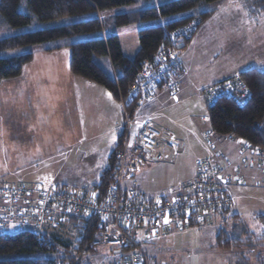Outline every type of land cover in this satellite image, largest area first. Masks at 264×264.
Returning <instances> with one entry per match:
<instances>
[{"label": "rangeland", "instance_id": "obj_1", "mask_svg": "<svg viewBox=\"0 0 264 264\" xmlns=\"http://www.w3.org/2000/svg\"><path fill=\"white\" fill-rule=\"evenodd\" d=\"M243 1L221 0L213 5L215 12L198 30L196 34L199 35L198 39L196 36L191 45L179 52L180 55H185L187 50H192L189 54L193 56V59L196 56L192 63L193 69L190 68L191 78H204L210 74L222 77L264 64V15L258 18L251 17L245 10ZM156 2L158 1L151 4L127 5L104 10L98 14L107 28L106 34L117 35L121 50L126 56L134 55L138 46V31L147 27V23L113 28L110 26L109 19L116 14L137 11ZM94 16L95 14H91L37 24L13 30L8 34L0 35V38L24 31L86 20ZM93 37L94 35L79 36L59 41V43L89 40ZM32 49H34L33 53H37L35 51L40 47L35 46ZM20 51L5 52L1 55L8 56ZM202 51L206 53L202 61H199L197 58L200 57L197 55ZM65 53L68 56L69 51ZM65 53L59 54L60 60H65ZM101 62L106 68L107 60L103 59ZM198 69L201 72H196ZM187 74L188 71L183 64L179 77L183 78ZM198 86L189 84L187 81L186 88L181 94H176L178 90L170 96L165 94L144 111L145 115L152 114L143 120L171 134L175 143V149L166 153L167 157L164 161L146 162L136 176L141 174L137 178L135 176V188L154 199L160 194L172 191L174 193L180 185L192 180L196 173L197 160L205 157L210 150L205 136L207 133L205 131L209 128L207 106L199 95ZM34 101L28 86L22 85L19 81L10 80L0 85V186L35 183L47 185L50 181H54L57 184L67 183L78 190L86 187L88 183L95 180H92V172L98 167L103 169L108 162L110 149H107L108 152L105 154L103 148L112 134L102 135L97 140H81L80 145L77 142L68 153L69 148L65 144L66 136L70 132L64 130L67 126V115H61L62 112H59L57 107L53 108L47 101L42 100L45 108L41 109V106H37L40 112H35ZM89 118L88 114L81 116V122L72 131L76 134L89 133L91 131L90 128L87 132ZM138 127L134 125L133 131L135 132ZM82 128L85 132H79ZM228 137L231 136L223 138L233 144ZM233 139L237 146L240 142L246 143L235 137ZM227 141L223 139L220 142ZM220 146L217 142L213 149L217 151L221 148ZM254 147L264 150L259 146ZM96 150L101 158L105 156V160H98L97 164H93L90 161L93 159L92 153ZM211 158H213L212 155ZM245 159L241 158L238 165V169H242L241 173H235L242 179L234 178L226 186L228 200L223 201L225 208L221 212L227 213L223 217L218 215L221 214L218 211L212 215L210 213L211 223L210 221L202 225L196 222L193 225L189 223L186 230L176 231L175 229L165 232L158 241L152 243L143 242L145 231L149 230L148 226L138 231V240L148 255L150 264H245V259L249 260V264H254V254L249 253L251 247H254L256 251L264 252V249H259L263 248L259 245L263 244L264 228L257 219V214L264 213V159L258 160L257 156ZM229 170L227 166L224 174L227 178L233 174H229ZM59 223H61L59 220H55L49 228H57ZM230 232L236 233L237 246L230 249L217 248V234H230ZM248 243L250 246H247ZM92 246L95 249L94 252L80 264H108L115 260L116 246L95 242ZM41 257L47 256L41 255ZM3 258L18 259L22 256L8 255ZM260 261H264V258Z\"/></svg>", "mask_w": 264, "mask_h": 264}, {"label": "trees", "instance_id": "obj_2", "mask_svg": "<svg viewBox=\"0 0 264 264\" xmlns=\"http://www.w3.org/2000/svg\"><path fill=\"white\" fill-rule=\"evenodd\" d=\"M154 1L158 2L137 11L116 14L109 19V23L111 22L109 25L113 28L147 23V27L138 31V46L134 55L128 57L122 52L117 35L106 34L107 28L98 14L104 10L132 4H151ZM220 1L0 0V35L37 24L95 14L94 17L86 20L1 37L0 85L6 81L16 80L22 75L24 67L33 60V47L39 46L44 52L67 49L70 74L104 88L120 104L122 99L129 115L133 116L138 106V96H131L128 90L142 69V65L154 60L160 52L167 49L180 52L187 48L198 30L215 12L212 6ZM243 2H245V10L251 17L258 18L264 15V0H244ZM191 21L197 22L196 29L189 38L180 39V43L185 46L183 49H178L175 43L178 39H173V34ZM85 35H94V37L89 40L59 43V41ZM16 50L21 51L8 56L1 55ZM103 59L108 62L106 68L102 65ZM181 73L182 69L179 75ZM234 77L240 79L250 91V97L243 105L222 97L209 105L202 96L203 90L209 86L200 90L199 95L207 106L209 128L218 137L231 136L253 146L264 148V67H250ZM181 79H179L177 90ZM163 84L164 82L158 84V96L162 93L170 96L163 92ZM121 143L122 135L118 138L114 152L111 153L108 165L95 183L91 184L89 189H84L96 192L99 199L104 198L114 181L115 156ZM134 176L125 180V187H135L132 181ZM127 181L132 182L126 185ZM140 192L153 200L161 196L160 194L154 199ZM220 213L218 215L223 217L227 212ZM63 218L64 222L60 221L57 228L46 226L38 232L22 231L11 235H0V264H80L95 250L92 243L99 240L97 234L100 220L95 215L79 217L68 214ZM257 219L264 228V214H257ZM193 224L194 222L191 221V225ZM235 237V232L218 233L216 247L223 249L236 247L237 238ZM249 244L247 246H250ZM8 255H18L22 258H3ZM41 255L47 257L43 258Z\"/></svg>", "mask_w": 264, "mask_h": 264}, {"label": "built area", "instance_id": "obj_3", "mask_svg": "<svg viewBox=\"0 0 264 264\" xmlns=\"http://www.w3.org/2000/svg\"><path fill=\"white\" fill-rule=\"evenodd\" d=\"M197 22L191 21L173 34L177 45L189 38L196 29ZM181 39V40H180ZM183 63L179 52L167 49L157 57L142 65L138 76L130 85L128 93L138 96V106L129 115L126 104L121 99L125 119L122 143L115 156L114 181L104 198L89 190H77L70 185L51 181L47 185L7 184L0 186V234L16 232H38L51 226L55 220L64 221L63 216H91L99 218V240L101 245L116 246L115 260L108 264H150L146 252L138 240V231L148 226L144 243L158 241L165 232L184 231L189 223H207L211 215L225 208L227 188L236 176L238 167L220 161L218 157H204L197 160L195 177L180 185L172 196L164 193L156 200L148 199L134 186L125 187V180L137 174L146 162L160 163L166 158V151L175 147L174 138L164 130L155 128L139 117L140 110L158 96V84L164 82L163 92L172 95L177 90L179 73ZM204 100L211 105L219 98L235 100L243 105L250 97L247 86L237 77H231L205 88ZM138 125L136 132L133 126ZM207 145L213 149L211 132L206 133ZM234 142L233 137H228ZM242 154L248 158L257 156L263 161L264 150L242 142ZM264 149V148H263ZM256 158V157H255ZM246 160V159H245ZM247 163V162H243ZM233 169L228 178L224 176L226 167ZM230 174V172L228 171ZM240 173V171H239ZM235 175V176H234ZM191 226V225H190ZM184 229V230H183Z\"/></svg>", "mask_w": 264, "mask_h": 264}, {"label": "crops", "instance_id": "obj_4", "mask_svg": "<svg viewBox=\"0 0 264 264\" xmlns=\"http://www.w3.org/2000/svg\"><path fill=\"white\" fill-rule=\"evenodd\" d=\"M196 36L198 39L199 35H195L189 45H191V43L194 41ZM191 51L192 50H187V54L181 55V59L183 61V64L186 70L188 71V74L181 79L178 91L176 93L177 95L181 94L184 88H186L187 81H189V84L199 85L198 89L201 90L204 87H207L217 82L226 80L230 77L237 75L241 71L247 69V68L242 69L241 71H238L231 75H227V76L223 75L222 77L213 76L209 72H207L208 74H210L208 77L191 78L190 76H192V73L190 71V68L193 69L192 63L194 59L196 58L195 56V58L193 59V56L189 54ZM35 52L37 53H34L32 62L28 64L26 67H24L22 75L18 79L15 80V81H19L22 85L28 86L31 92L32 98L35 99V101L33 102V106L35 107V112H40L37 106H41V109H44L45 105L43 102L47 101V103L51 107L53 108L57 107L59 109V112H62L61 115L62 114L67 115V126L64 130H69L68 132H70V134L66 136L67 143L65 144V146L69 148L68 153L72 151L74 144L78 142L77 144L80 145L81 142L79 141L81 140H90V139L97 140L101 138L102 135L104 136L107 134H112V137L109 139V142L103 148L105 151V154L106 152H108L107 149H110V154L108 157V161H109L111 153L114 152V149L116 148L118 144V138L122 135L121 127L124 125V122H125L121 104L115 101L112 98V96L109 94V92H107L104 88L98 85L90 84L79 78H75L74 76L70 74L69 54L67 56L65 53V52H68L67 49H61V50L54 51V52H44L40 48ZM61 53H65V60L59 59V54ZM205 53L206 52L204 51L199 52L197 57L199 56L200 58H197V60L202 61V59L205 56ZM260 67H264V64ZM196 72L199 73L201 72V70L198 69ZM11 81H14V80H11ZM163 96H165V94L163 93L159 94V96H157L153 102L146 105L140 110L139 117H141L142 121H145L143 119L148 118L152 114V113H149L145 115L144 114L145 109L149 108L152 104L155 103L156 100L160 99ZM85 114H88L90 116L89 118L90 122H88V125H87V132H89L90 128H91V131L86 134H83V133L76 134V132L72 130H74L76 125L79 122H81L80 118L81 116H84ZM80 131L85 132L83 128L80 129L79 132ZM114 132L116 133L114 134ZM205 132H211V135H212L211 140L214 144V147H215V143L217 142L220 143L221 145L220 146L221 148H219L220 150L218 149L217 151H215L213 149V151H211L212 150L211 149L206 153L205 157L215 155L216 157H218L220 161L230 163L232 166H235V167L236 166L238 167V165L240 164L241 158H244V159L248 158L246 154L241 153L240 148L237 145H235V143L233 144L229 143L225 138L214 135V133L212 132L210 128H208V130H206ZM223 139L227 142L221 143L220 141ZM173 150H170L169 152ZM167 152L168 151H166L165 154ZM92 154H93L92 155L93 159H91L90 162H93V164H97L98 160H101V161L105 160V156L101 158L97 150L94 151ZM166 157H167V154H166ZM102 164H104V162H102ZM107 165H108V162L105 163V166L103 167V169L98 167L96 171H93L92 180L94 179L95 180L91 181V183H88L86 187H82V189L80 190H84L87 188L89 189L90 185L95 183L100 173L105 169ZM241 170H240V173H241ZM229 172L232 173L233 169L229 170ZM195 175L196 173L194 174L193 178L195 177ZM138 176H136V178ZM136 178L134 176V179L132 181H135ZM53 179H55V177ZM131 182L127 181L126 185H130ZM171 193H173V191L168 194H171ZM263 241H262L263 244L259 245V247L262 246L263 248H259V249H264ZM249 253H251L252 255L254 254V257H253L254 264H264V261H260V258L261 259L264 258L263 251H259V250L256 251L254 250V247H251ZM243 257L244 256H242V258ZM245 261H246L244 262L245 264H249V260L245 259Z\"/></svg>", "mask_w": 264, "mask_h": 264}, {"label": "water", "instance_id": "obj_5", "mask_svg": "<svg viewBox=\"0 0 264 264\" xmlns=\"http://www.w3.org/2000/svg\"><path fill=\"white\" fill-rule=\"evenodd\" d=\"M184 46H185L184 44H179V45L177 46V48H178V49H183Z\"/></svg>", "mask_w": 264, "mask_h": 264}, {"label": "clouds", "instance_id": "obj_6", "mask_svg": "<svg viewBox=\"0 0 264 264\" xmlns=\"http://www.w3.org/2000/svg\"><path fill=\"white\" fill-rule=\"evenodd\" d=\"M180 44H181V43H180ZM233 77H234V76H233ZM230 78H231V77H230ZM50 182H51V181H50ZM50 182H49V183H50Z\"/></svg>", "mask_w": 264, "mask_h": 264}]
</instances>
